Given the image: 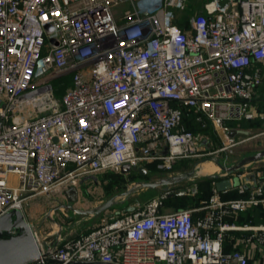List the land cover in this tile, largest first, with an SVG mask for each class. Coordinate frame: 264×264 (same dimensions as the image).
<instances>
[{"label": "built area", "instance_id": "obj_1", "mask_svg": "<svg viewBox=\"0 0 264 264\" xmlns=\"http://www.w3.org/2000/svg\"><path fill=\"white\" fill-rule=\"evenodd\" d=\"M65 74L59 99L50 81ZM263 79L264 0H0V217L123 164L182 172L203 151L184 108L200 128L264 121ZM262 158L220 174L243 198L221 199L213 181L196 207L154 199L77 234L31 232L37 256L23 264H248L264 223L239 218L264 207Z\"/></svg>", "mask_w": 264, "mask_h": 264}, {"label": "rangeland", "instance_id": "obj_2", "mask_svg": "<svg viewBox=\"0 0 264 264\" xmlns=\"http://www.w3.org/2000/svg\"><path fill=\"white\" fill-rule=\"evenodd\" d=\"M206 0H202L204 2ZM195 2V1H194ZM191 1L189 3V7L186 10L185 14L189 15L193 13V8L196 4ZM126 5H121L119 8L124 9ZM53 86V90L55 96L57 98H61L66 88L71 85V75L65 74L58 77L53 78L51 81ZM260 99L256 104V110L259 112L262 111L261 106L264 105L263 102L260 103L261 97L264 99V79L262 82V86L260 88ZM251 120H247L244 118L241 119H234V120H225L224 121V129H215L214 127L210 126V130L207 131H197L195 132L198 137H200L202 143V154L199 156H193L188 159H182L177 161L173 169L178 170H189L192 167L194 168L195 172L192 177L187 178L179 183L171 184L166 189L164 186H157L155 188H136L131 194L127 197L123 196L118 197V193H121L127 189L126 186L130 183V178L128 176H124L122 179H114L112 175H109L106 180H101L102 174L98 173L92 176H85L81 178L77 189V199L75 201H69L64 195V187H58L51 191L49 196L45 195H36L34 197L28 198L22 202V206L20 209L16 210V217L18 219H23V221L28 224L30 232H36L37 235L41 238L45 235V233L56 232L59 231L62 234L67 233L70 234H77L82 230H85L87 226L92 222L95 224L97 221H101L103 219L102 216L99 214H103V211H109L111 214L115 213V211H119L121 209H126L128 205H135L136 207L143 208L152 200H157L161 202L160 210L163 212H168L174 210L176 207L173 201H166L164 200L168 191L183 190L186 188L188 190L187 198H192L196 193H205V196L201 198L199 204L206 201L209 194L204 191V187L202 184V179L204 176L224 173L223 170L218 166L216 162L222 164L224 166H230L237 162L241 157L256 153L259 150L264 149V121L254 119V121H258L259 125H251ZM232 131V136H229ZM226 132H230L229 135ZM264 159V157L262 158ZM211 162L214 166V170L210 172H203L202 164ZM264 161H259L254 163V165H260ZM216 165V166H215ZM73 164H69L68 168L72 167ZM244 168V167H242ZM241 169V168H240ZM264 172V169H261ZM107 172L115 173L112 170H108ZM236 172V171H235ZM132 173L134 175V180H140L142 177L141 175L137 174L136 171L130 170L126 172V174ZM160 173L156 169L154 165H150L147 169V176L149 180H157L159 179L157 176ZM232 189L228 192L224 197L221 196V199H235V198H243L246 192H239L237 186L239 185L240 181L237 175H232ZM96 179V180H95ZM13 180V178H12ZM111 181V182H109ZM95 182H100L99 184H95ZM109 184V185H108ZM128 184V185H127ZM109 186L108 189L105 186ZM103 192H102V191ZM99 192L101 194L105 191L106 194L104 198H111L117 195V200L111 204L108 208L100 212L99 214H79L68 208V205L73 206L76 209L87 210L91 208H79L80 203L82 200L89 202L93 201L92 195L95 192ZM248 193V192H247ZM106 199V200H107ZM105 200V201H106ZM63 206H62V205ZM192 207V205H187L185 208ZM43 209L42 212L40 211L41 216H39L38 211ZM260 212H259V211ZM249 211H252L253 214L250 216L243 214L242 218H247L251 222H258L264 223V207L261 205L252 207ZM257 211V212H256ZM115 216L114 214H112ZM102 217V218H101ZM12 218H15V213L12 212ZM42 219H44L42 221ZM241 219V216H240ZM44 221L48 227H43ZM240 221V220H239ZM90 222V223H88ZM58 223V224H57ZM21 230L16 228L13 234H9L10 236H18L20 235ZM2 236L0 237V241L5 240L9 237L7 232H1ZM31 253L36 252L35 246L32 244L29 248ZM253 260V259H252ZM264 261V252L261 258L260 263ZM0 264H20V253L14 246H10L5 248L0 252Z\"/></svg>", "mask_w": 264, "mask_h": 264}, {"label": "water", "instance_id": "obj_3", "mask_svg": "<svg viewBox=\"0 0 264 264\" xmlns=\"http://www.w3.org/2000/svg\"><path fill=\"white\" fill-rule=\"evenodd\" d=\"M232 133V131H231ZM166 150H164V153ZM264 157V149L257 151L256 153L246 155L241 157L237 162L230 166H224L222 164H218V166L221 168V170L232 174L235 171L239 170L243 165L253 162L256 160L261 159ZM130 170L136 171L139 175H146L147 170L144 167H129L127 164H123L120 168L121 173H126ZM195 170L192 167L189 170L182 171L178 174H174L171 176H166V177H161L157 180H134L133 185L126 189L125 191L117 194L118 196H123V195H128L129 193H132L136 188L138 187H144V188H155L157 186H164L166 189L169 187L171 184L179 183L187 178H190L193 176ZM214 177L217 179L215 181V188L217 191L221 192L226 189H229L232 187V178H220L219 175L213 174ZM64 195L69 201H75L77 199V189L73 186H69L64 190ZM185 194L184 190H173V191H168L167 195L168 196H173V195H182ZM117 195L108 198L105 202H103L99 206H95L91 209L87 210H82V209H76L71 205H68V208H71L75 212L79 214H99L106 208H108L111 204H113L116 201ZM62 205V204H61ZM63 206V205H62ZM15 213V218H12V212L5 213L0 217V232L8 231L11 228H18L21 230L20 235L18 236H10L9 238H6L5 240L0 241V252L4 250L7 247L14 246L20 253V264H23L25 262L33 261L36 256H37V247L34 242V239L31 236V232L29 227H27L26 223L23 221V219H18L16 217L17 211H14ZM34 245L36 248L35 253H31L29 251V248L31 245Z\"/></svg>", "mask_w": 264, "mask_h": 264}, {"label": "trees", "instance_id": "obj_4", "mask_svg": "<svg viewBox=\"0 0 264 264\" xmlns=\"http://www.w3.org/2000/svg\"><path fill=\"white\" fill-rule=\"evenodd\" d=\"M189 9H190V7H189ZM178 24L182 28L185 27V23H184V18L183 17L178 19ZM183 122L194 133L197 132V131H207V129L210 130V128H209L210 124L206 128H200L198 126V124L194 121V115L189 110H187L186 108H184V111H183ZM248 122H250V124L254 125V126L259 125L258 121L251 120V121H248ZM182 171H184V170H182ZM109 175H112V177L114 179H118V180L122 179L124 176H128L130 178V181H134V175L132 176V173H130V174L121 173V172H115V173L107 172L106 173V171H105L104 174H102V178H100V179L101 180H106ZM141 177H142L141 179L149 180V177L147 175H141ZM216 180L217 179L214 177V175H208V176H204L203 177L202 182L200 184H202V186L204 187L203 188L204 191L209 194V192L211 190V184H212L213 181H216ZM109 182H111V181H109ZM108 185L105 186L106 189L109 188ZM204 196H205V193H202V194L201 193H196L192 198H187L185 196V194L173 195V196H168L166 194L164 200L173 201L175 203V205H176V207H174V209H180V208H185V206H187V205H190V206L192 205V207L193 206H197L199 204V201L201 200V198L204 197ZM243 214H245V213H243ZM243 214L240 215L241 216V219L239 218L240 221L247 220V218H242V216H244ZM251 214H253L252 211H249L248 213H246V215H248V216H250Z\"/></svg>", "mask_w": 264, "mask_h": 264}, {"label": "crops", "instance_id": "obj_5", "mask_svg": "<svg viewBox=\"0 0 264 264\" xmlns=\"http://www.w3.org/2000/svg\"><path fill=\"white\" fill-rule=\"evenodd\" d=\"M232 134V133H231ZM152 165V164H151ZM150 166V165H149ZM148 166V167H149ZM180 171H182V170H180ZM176 172H178V170H176ZM102 173H104V172H102ZM101 173V174H102ZM158 176H159V174H158ZM9 178L10 179H12V178H14V176L12 175V174H10L9 175ZM96 180V179H95ZM100 182H95V184H99ZM232 189H234V188H229V189H227L226 191H223V192H220V195L221 196H225L228 192H230ZM102 191V190H101ZM103 192V191H102ZM101 192V194L99 193V192H95L93 195H92V197H93V201H91V202H89V204H87V201H85V200H82L81 201V203H80V206H79V208H93V207H95V206H99V205H101L103 202H105V200L107 199V198H104V195L106 194V192L107 191H105L104 193H102ZM119 194V193H118ZM117 200V199H116ZM201 204V203H200ZM200 204H198V205H200ZM197 205V206H198ZM131 206H133V205H131ZM130 205H128V207H126L127 209L129 208V207H131ZM193 207H196V206H193ZM251 209V208H250ZM249 209V210H250ZM42 210L43 209H40L39 211H38V213H39V216H41V214L42 213H40V211L42 212ZM121 210H124V209H121ZM126 210V209H125ZM249 210L247 211V212H245V213H248L249 212ZM120 211V210H119ZM104 213L101 215V214H99L100 216H102L103 217V219H101V221H103V220H108L111 216H112V214H114V213H110L109 211H103ZM116 212H118L117 210L115 211V213ZM101 217V218H102ZM44 219H42V221H43ZM101 221H97L95 224H98V223H100ZM243 221H249V219H247V220H243ZM242 221V222H243ZM249 222H251V221H249ZM88 223H90V222H88ZM252 224H258V222H251ZM58 224V223H57ZM95 224H92V222L87 226V228L85 229V230H89V229H91L92 228V226H94ZM48 227V225H46V223H45V221H44V225H43V227ZM2 232H6V231H2ZM10 233L8 232V235H9ZM2 236V234H1V232H0V237ZM9 237H10V235H9ZM8 237V238H9ZM246 249V251H247V254H248V257H249V259H248V264H264V261H262L261 263H260V261H261V258H262V256H263V252H264V250H258V249H253V248H245ZM253 259V260H252Z\"/></svg>", "mask_w": 264, "mask_h": 264}, {"label": "bare ground", "instance_id": "obj_6", "mask_svg": "<svg viewBox=\"0 0 264 264\" xmlns=\"http://www.w3.org/2000/svg\"><path fill=\"white\" fill-rule=\"evenodd\" d=\"M213 163H211V162H207V163H203L202 164V171L203 172H210V171H213L214 170V166L212 165ZM216 166V165H215ZM27 225V227L29 226L28 224H26Z\"/></svg>", "mask_w": 264, "mask_h": 264}, {"label": "flooded vegetation", "instance_id": "obj_7", "mask_svg": "<svg viewBox=\"0 0 264 264\" xmlns=\"http://www.w3.org/2000/svg\"><path fill=\"white\" fill-rule=\"evenodd\" d=\"M140 180L145 181L144 179H140ZM142 188H143V187H142ZM147 189H148V188H147ZM129 194H131V193H129ZM129 194H128V195H129ZM128 195H124V196L127 197Z\"/></svg>", "mask_w": 264, "mask_h": 264}]
</instances>
